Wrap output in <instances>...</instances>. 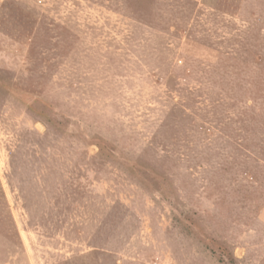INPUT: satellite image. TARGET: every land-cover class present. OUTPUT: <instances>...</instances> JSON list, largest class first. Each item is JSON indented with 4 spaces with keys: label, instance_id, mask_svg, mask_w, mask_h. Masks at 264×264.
Here are the masks:
<instances>
[{
    "label": "rangeland",
    "instance_id": "rangeland-1",
    "mask_svg": "<svg viewBox=\"0 0 264 264\" xmlns=\"http://www.w3.org/2000/svg\"><path fill=\"white\" fill-rule=\"evenodd\" d=\"M155 5L0 0V264H264V0Z\"/></svg>",
    "mask_w": 264,
    "mask_h": 264
},
{
    "label": "trees",
    "instance_id": "trees-1",
    "mask_svg": "<svg viewBox=\"0 0 264 264\" xmlns=\"http://www.w3.org/2000/svg\"><path fill=\"white\" fill-rule=\"evenodd\" d=\"M130 1H131V7H133L132 15L137 20H140V22H146L149 24L151 21L149 18L152 15H154V12H155L154 10H155V6H156L155 4L157 3L158 0H127V3H129ZM235 1H237V0H232V2H235ZM238 2H239V0H238ZM127 7L130 8V5ZM261 32L262 31L260 29L258 32V36L261 34ZM249 53L252 55L253 61L256 62L257 65L262 64V62H264V45L261 44V46H259V44H256L255 47H253V46L250 47ZM224 55L225 56L228 55V56L232 57V55H229V54H224ZM233 56H237L236 58H238L237 53L233 54ZM236 60H238V59H236ZM258 68L260 69L262 67L258 66ZM246 72H248V70H246ZM252 76L253 75L250 74L249 79H252ZM174 78H176V76H172L169 78L170 84H172V85L174 83L173 82ZM262 82H264V77L260 78V80H259V83H262ZM258 91H260V93H263V95H264L263 89L260 88V89H258ZM259 103H260L259 104L260 107H264V100H263V102H259ZM256 133H257V130L253 129V136H256ZM34 142L32 140L30 142L29 141L26 142V146L28 144H30V145H28L30 147L25 152V155H24V152L22 151V147H18L19 149L17 148L16 150L13 151V153L11 154V162H10L11 171H14L16 167L24 165L28 161V158H26V155H32V157H33V155L37 156V152H36L37 150L35 148L33 149V147L35 145H36L35 146L36 148L40 147V145H41L40 148L43 150H45V148L47 147V146H44V144L40 143L39 141L36 142V144H34ZM243 146H247V144L244 143ZM46 149H48V148H46ZM104 149L105 148L103 146H99V152H101L100 153L101 156L103 155L102 152L104 151ZM259 150L264 151V145L260 146ZM36 160H37V158H36ZM36 160H34L33 163H35ZM36 163H38V162H36ZM0 234L5 236L6 238H8L11 241L14 240V242H13L14 246L17 244H20L19 232L17 230L15 221H14L13 216L11 214L10 206H9V203L7 200L5 190L3 188L1 178H0Z\"/></svg>",
    "mask_w": 264,
    "mask_h": 264
}]
</instances>
